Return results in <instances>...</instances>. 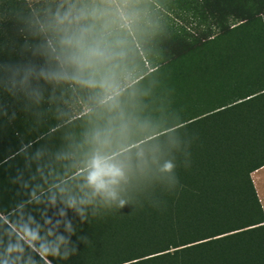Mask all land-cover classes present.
<instances>
[{
  "label": "trees",
  "instance_id": "1",
  "mask_svg": "<svg viewBox=\"0 0 264 264\" xmlns=\"http://www.w3.org/2000/svg\"><path fill=\"white\" fill-rule=\"evenodd\" d=\"M262 166L264 0H0V264L29 217L76 246L53 264H264Z\"/></svg>",
  "mask_w": 264,
  "mask_h": 264
},
{
  "label": "clouds",
  "instance_id": "2",
  "mask_svg": "<svg viewBox=\"0 0 264 264\" xmlns=\"http://www.w3.org/2000/svg\"><path fill=\"white\" fill-rule=\"evenodd\" d=\"M67 19V17H65ZM69 46L76 43L79 45V40H74L72 38L65 41ZM74 62L80 63L79 57H73ZM171 169V165L167 166ZM90 172L87 177L88 184L97 192L104 194L112 200L117 198V193L115 186L119 183L122 176L121 169L110 162L106 157L97 155L94 157L90 164ZM120 207L125 206V201L120 200ZM71 206V205H70ZM63 215V213H62ZM46 223L51 225V220H46ZM9 236L15 235L16 242L9 243L7 246V253L9 256L15 254V260L5 264H21L22 259L25 257L26 248L30 250L31 253H35V256L40 257V261H37L31 254L27 255V264H53L54 259H62L67 261L70 255L76 254L77 248L75 245L71 244L69 238L64 235L56 234L53 230L47 229L43 230L39 224H36L33 218L29 217L27 223L20 222L15 224H10ZM60 227L59 222L56 224V228ZM44 231V235H42ZM66 231L69 236L74 234V230L70 222L67 223ZM81 240L85 243L87 238L81 237Z\"/></svg>",
  "mask_w": 264,
  "mask_h": 264
},
{
  "label": "rangeland",
  "instance_id": "3",
  "mask_svg": "<svg viewBox=\"0 0 264 264\" xmlns=\"http://www.w3.org/2000/svg\"><path fill=\"white\" fill-rule=\"evenodd\" d=\"M29 1L33 3L39 0ZM88 108L89 107L87 104L82 105L80 103H72L68 106L67 109H62L61 107L59 108L57 106H49L46 108L39 105L34 106L28 110V115L31 116V121L33 122H29L26 126L28 128H32V131H42L46 127L55 125L54 123L65 122L66 119H69L70 117L74 118L76 116H79L81 115V113L88 111ZM72 136L73 135H71L70 137Z\"/></svg>",
  "mask_w": 264,
  "mask_h": 264
},
{
  "label": "crops",
  "instance_id": "4",
  "mask_svg": "<svg viewBox=\"0 0 264 264\" xmlns=\"http://www.w3.org/2000/svg\"><path fill=\"white\" fill-rule=\"evenodd\" d=\"M252 178H253L254 184L256 186L260 200H261L263 207H264V166L255 170L252 173Z\"/></svg>",
  "mask_w": 264,
  "mask_h": 264
}]
</instances>
